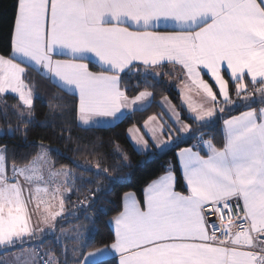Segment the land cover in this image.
Returning <instances> with one entry per match:
<instances>
[{
  "label": "snow or ice",
  "instance_id": "obj_1",
  "mask_svg": "<svg viewBox=\"0 0 264 264\" xmlns=\"http://www.w3.org/2000/svg\"><path fill=\"white\" fill-rule=\"evenodd\" d=\"M14 8L10 52L0 54V97L18 96L17 115L28 118L25 138L34 118L35 85L25 83L28 70L68 97L50 108L59 107L62 117L90 131L116 127L152 107L150 79L171 75L156 70L171 65L182 85L181 106L195 129L164 98L161 107L168 105L173 126L150 127L156 115L143 124L156 152L136 125L127 130L129 139L142 145L137 150L148 162L188 139L197 142L177 153L185 191L177 190V166L170 163L143 189L142 201L124 193L122 211L108 221L114 225L111 243L92 251V217H85L90 228L57 230L77 215L64 214L66 193L77 180L94 181L67 166L57 169L50 153L58 150L42 141L33 145L39 149L35 156L25 157L22 166L13 163L9 174L8 146L0 145V251L19 248L13 264H104L113 254L118 264H264V0H15ZM133 77H142L143 89L129 84ZM241 107L247 110L223 121L222 144L196 135L217 113ZM165 128L167 139L158 140ZM99 147L93 143L92 154ZM114 153L131 166L118 144ZM73 163L93 172L91 165ZM94 168L110 184L124 179L113 175L120 169L100 160ZM103 191L97 185L96 192ZM86 199L92 206L95 194ZM29 205L39 214L35 224ZM49 235L57 248L39 252L32 246Z\"/></svg>",
  "mask_w": 264,
  "mask_h": 264
},
{
  "label": "trees",
  "instance_id": "obj_2",
  "mask_svg": "<svg viewBox=\"0 0 264 264\" xmlns=\"http://www.w3.org/2000/svg\"><path fill=\"white\" fill-rule=\"evenodd\" d=\"M14 4L15 0H0V54L4 55H8L10 52L9 36L15 11ZM90 69L93 71L99 70L95 65H90ZM25 83L35 85L34 118L31 123L27 124L26 138L24 136V130L25 122L28 118L25 115L22 121L17 115L15 106L19 104L18 97L13 94H6L0 97V145L8 146L9 151L6 163L9 174H11V166L13 163L17 166H22L27 160L35 156L39 149L33 147V145L42 141L49 148L58 150V153L56 151L50 153V159L55 163L57 169L61 166H67L72 168L77 176L83 174L85 181L93 180L94 183L92 184L77 180L75 188L71 192L66 193L65 212L71 213L77 211L78 215L75 217L69 216L59 227L60 229L68 228L69 230L76 226L90 228L92 225L85 217L88 216L95 219L97 229L93 233L95 236V244L92 248H89V251L94 250V247L102 246V243H111L114 233L108 221L121 211L124 193L133 192L137 199L142 201L143 189L151 181L163 175L170 163L177 166V190L185 191L175 154L179 148L196 143V139H188L186 143H179L177 146L169 149L165 154L157 153L156 158L148 162L149 157L139 152L128 137V128L133 125L141 128L148 116L161 113L160 100L163 97H168L174 107L181 112V118L195 129L196 125L191 120L186 119L188 114L186 108L181 106L178 92L175 90L173 84H170L164 76L161 75L157 80L150 79V83L154 86L149 87L147 90L153 92L152 107L144 112L132 113L130 118L125 119L116 127L93 129L90 131L78 127L71 116L62 117L59 107L54 109L49 107L50 103L60 105L62 101L59 97H65V99H68V97L47 79L35 71L28 70ZM129 84H139L141 89L144 88L142 77H133L129 81ZM134 94L133 92L129 93V95ZM242 110H244L243 107L234 109L228 112L226 116ZM9 127H11L12 132L8 131ZM197 134H203L205 139L215 137L214 143L217 145L223 142V134L218 117L210 127L200 129ZM69 135L72 139H68ZM93 143L100 146L98 155H94L91 152ZM116 144L120 146L123 153L127 154L129 158L128 163L131 165L130 167H125L121 158L114 153V145ZM153 152H156V150ZM98 160L102 162L103 166L120 169L113 173V175L124 177V179L115 184H110L103 175L99 177L95 176L93 174L95 171L94 166ZM73 161L81 165L93 166V172H86L84 168H77ZM97 185L102 186L104 191L97 193ZM93 194H95V203L92 206H88L89 200L86 198H92ZM81 201H84V208L79 207ZM100 209L103 210L104 214H99L98 210ZM34 245L39 246L43 251L49 248H57L53 236H47L44 238L43 243ZM9 251L12 250H8L7 252ZM3 253L5 252L1 251L0 255ZM104 264H118V262L115 258H110L105 260Z\"/></svg>",
  "mask_w": 264,
  "mask_h": 264
},
{
  "label": "rangeland",
  "instance_id": "obj_3",
  "mask_svg": "<svg viewBox=\"0 0 264 264\" xmlns=\"http://www.w3.org/2000/svg\"><path fill=\"white\" fill-rule=\"evenodd\" d=\"M178 75H179V73H178ZM166 80H168L169 82H170V84H174V82H176V84H174L175 86H174V88H175V90L178 92V94H179V97H180V88L182 87V85L180 84V82L178 81V80H173V82L170 80V79H167L166 78ZM191 95H192V97H194L195 96V91L193 90V92L191 93ZM164 98H167V100L170 102V104L172 105V106H174L173 105V103L171 102V100L168 98V97H163L161 100H160V104H162V102L164 101ZM195 101H197V102H200V100H201V98L198 96V98H196V99H194ZM180 101H181V97H180ZM184 107H186V106H184ZM175 110L177 111V112H179L176 108H175ZM186 112H187V110H186ZM180 114H181V112H179ZM187 114H188V112H187ZM217 114H219V113H217ZM157 116V120L155 121V122H150V127H155V128H157V129H159V128H161L162 126H164L165 124H167L168 126H173L172 125V120H170L169 119V107H168V105H164L163 107H161V113H159L158 115H156ZM217 118V116L216 117H214L213 119H214V122H215V119ZM183 120V119H182ZM183 122L184 123H187L185 120H183ZM167 128H165V131L164 132H157V136H156V138L158 139V140H166L167 139ZM150 133H147L146 132V130L143 128V126H142V129H140V136H142L143 137V139L144 140H147L146 139V136H147V138L149 139V141L152 143V145H153V141L149 138L150 137ZM200 134H197V136H199ZM135 144V147L137 148V149H139V148H141L142 147V145L141 144H136V142L134 141V140H132ZM149 143V142H148ZM150 145V144H149ZM151 147V151L153 152L154 150H156V148L155 147H153L152 148V146H150ZM31 208H33L34 207V205H29ZM34 209V208H33ZM33 209H30L29 208V210L30 211H33ZM76 213H77V211H75ZM65 215H67L68 213L67 212H65L64 213ZM78 215V214H77ZM38 216H39V214L38 213H36V212H34L33 211V215H32V220H33V223L35 224L36 222H37V219H38ZM85 228V226L84 227H82V230ZM86 228H88V227H86ZM49 236H51V235H49ZM39 249H41V248H39ZM92 251V250H91ZM10 253V252H9ZM4 255V254H3ZM0 264H13V256H11L10 258H5V260H0Z\"/></svg>",
  "mask_w": 264,
  "mask_h": 264
},
{
  "label": "crops",
  "instance_id": "obj_4",
  "mask_svg": "<svg viewBox=\"0 0 264 264\" xmlns=\"http://www.w3.org/2000/svg\"><path fill=\"white\" fill-rule=\"evenodd\" d=\"M57 58H61V59H63L64 57H57ZM157 71H159V72H161V73H169L170 71H171V75H162V76H164L165 78H167V79H170L172 82H173V80L175 79V80H178L179 81V75H178V71L177 70H174V69H172V66L171 65H166L165 67H163V68H158V69H156ZM211 86H213V89H214V91L216 90L215 89V85H214V82L208 77V76H204L203 77ZM247 82V81H246ZM174 84H176V82H174ZM173 84V86H175ZM10 94V93H9ZM13 95H15V96H17L16 94H13ZM18 97V96H17ZM196 98H198V96H194L193 97V99H196ZM234 100L236 99V97L233 95V97H232ZM253 107H256V105L255 106H253ZM186 108V107H185ZM234 110V109H233ZM232 110V111H233ZM245 110H247V109H245L244 108V110H242V111H240V112H238V113H235V114H232V115H229V116H226L227 115V113L228 112H225V113H223V114H217V117L219 118V120H220V127H221V131H222V134H223V136H224V124H223V121L225 120V119H229V118H232V117H234V116H237V115H239L241 112H243V111H245ZM143 124H144V122H143ZM143 124H142V126H143ZM129 129V128H128ZM140 129H142V127L140 128ZM128 137H129V134H128ZM146 139L148 140V142H149V144H150V146H152V148L154 147L153 145H152V143L149 141V139L147 138V136H146ZM130 140V139H129ZM131 141V143L133 144V146H134V142L132 141V140H130ZM194 144H196V143H193V144H191V145H189V146H185V147H182V148H179L177 151H176V154H175V156H176V161H177V164H178V167H179V158H178V155H177V153L180 151V149H183V148H187V147H192ZM135 147V146H134ZM136 148V147H135ZM137 149V148H136ZM179 171H180V173H181V175H182V169H180L179 168ZM159 178V177H158ZM158 178H156V179H158ZM152 182V181H151ZM150 182V183H151ZM149 183V184H150ZM183 185H184V181H183ZM127 193H129V192H127ZM131 193H133V192H131ZM136 196V195H135ZM35 207V206H34ZM33 207V208H34ZM29 208L30 209H33V208H31L30 206H29ZM122 208H123V200H122ZM121 211H122V209H121ZM206 211H207V209H206ZM111 220V219H110ZM111 226V228H112V231H113V233H114V225H110ZM60 228L57 230V234H59V232H60ZM62 230H65V231H71V230H69L68 228L67 229H62ZM34 247H36L38 250H39V252H43V250H41V249H39V246H35V245H33ZM26 247H28V246H26ZM91 251V250H90ZM1 252V251H0ZM10 252V253H9ZM9 252H5V253H3V254H1L0 255V260L2 259V260H5V258H10L11 256H14V253H18L19 252V249H17V250H12V251H9ZM110 258H115L116 260H117V262H118V254H113L112 256H109V257H107L105 260H107V259H110ZM37 259H39V256L37 257Z\"/></svg>",
  "mask_w": 264,
  "mask_h": 264
},
{
  "label": "built area",
  "instance_id": "obj_5",
  "mask_svg": "<svg viewBox=\"0 0 264 264\" xmlns=\"http://www.w3.org/2000/svg\"><path fill=\"white\" fill-rule=\"evenodd\" d=\"M210 219L211 220H215L217 223H219V220H218V218L216 216H212V217H210Z\"/></svg>",
  "mask_w": 264,
  "mask_h": 264
}]
</instances>
